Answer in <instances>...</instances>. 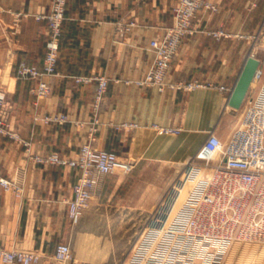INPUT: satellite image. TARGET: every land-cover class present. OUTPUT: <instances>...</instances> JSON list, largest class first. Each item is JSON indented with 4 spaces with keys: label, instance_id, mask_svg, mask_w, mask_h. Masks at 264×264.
<instances>
[{
    "label": "crops",
    "instance_id": "obj_1",
    "mask_svg": "<svg viewBox=\"0 0 264 264\" xmlns=\"http://www.w3.org/2000/svg\"><path fill=\"white\" fill-rule=\"evenodd\" d=\"M53 1L0 0V89L7 92L0 116L31 144L32 153L76 158L81 147L92 142L134 161L135 167L129 174L101 175L75 223L68 202L79 169L31 161L25 143L0 134V176H19L25 183L21 197L0 185V245L39 252L36 264H125L136 234L124 242V231L141 227L145 207L158 192L150 164L183 159L191 151V134L215 129L217 119L230 108L229 99L250 55L264 70V56L255 54L250 38L264 30V0H208L217 10L198 11L194 31L185 36L168 74L171 82L199 81L204 86L164 92L124 81L140 79L150 69L155 58L150 42L162 38L173 24L177 0H68L59 74L23 77L21 63L44 70L50 29L40 16L50 13ZM120 17L137 21L122 42L114 38ZM217 29L227 30L229 36L217 39L208 33ZM96 74H105L109 82L93 129L97 81L77 83L74 76ZM42 80L50 82L52 90L38 98L35 89ZM52 114H66L68 121L45 123ZM123 122H137L139 127H119ZM153 123L181 127L185 136L179 143L166 139L150 127ZM142 161L147 163L142 166ZM62 243L72 251V258L64 262L56 258ZM262 249L234 243L229 254L240 261L253 250L263 255Z\"/></svg>",
    "mask_w": 264,
    "mask_h": 264
},
{
    "label": "built area",
    "instance_id": "obj_2",
    "mask_svg": "<svg viewBox=\"0 0 264 264\" xmlns=\"http://www.w3.org/2000/svg\"><path fill=\"white\" fill-rule=\"evenodd\" d=\"M68 0H54L50 13L40 16L49 22V39L44 70L33 69L22 63L19 74L23 77L58 75L57 64L60 57V41ZM206 7L217 10L208 0H177L174 21L162 38L150 42V50L155 58L146 74L135 80H125L126 84L152 86L158 91H195L204 85L199 81L168 80L169 68L174 56L189 33H193L198 11ZM137 25L134 18L120 17L115 21L114 38L122 42ZM217 39L229 36L225 29L208 31ZM264 34L261 30L258 35ZM257 33L250 38L255 39ZM77 83L97 81L94 104L93 129L100 121V110L108 88L109 78L105 74L90 76L76 75ZM254 81L260 83L255 96L246 106L240 125L223 140L211 132L198 151L186 162L182 180H196L203 169L211 173L200 178L189 191L184 203L174 211L172 202L163 201L152 213L147 233L140 239L128 264H223L234 243L264 244V71L258 67ZM222 89L226 87L222 86ZM52 85L42 80L35 89L38 98L50 94ZM7 103V92L0 89V107ZM47 124L68 121L66 114L46 116ZM79 125L83 122L77 121ZM119 127L132 129L137 122H123ZM159 133L178 135L182 128L158 123L150 125ZM0 134L10 136L27 145L28 159L38 163L58 164L79 169L73 185V197L69 200V216L78 223L100 183L101 175L107 173L129 174L135 162L125 159L115 152L95 147L92 142L84 144L76 158L62 156L59 152L46 155L32 153L31 144L13 131L7 119L0 116ZM0 185L23 196L25 183L22 177L0 176ZM176 189V188H175ZM56 258L67 261L72 258L70 245H59ZM0 260L5 264H36L41 260L37 251L9 250L0 245Z\"/></svg>",
    "mask_w": 264,
    "mask_h": 264
},
{
    "label": "rangeland",
    "instance_id": "obj_3",
    "mask_svg": "<svg viewBox=\"0 0 264 264\" xmlns=\"http://www.w3.org/2000/svg\"><path fill=\"white\" fill-rule=\"evenodd\" d=\"M258 33L255 39L253 38L251 39L253 44L255 45V49H253V51L257 52L255 54H258L259 56H264V34L258 35ZM259 86L260 83L258 81L252 83L245 97V100L240 108H233L230 106L228 110H224L222 116L217 119L215 129H213L208 133L191 134L188 142L190 144L191 151L183 159L175 158L171 162H167V160L165 159L164 160L160 159L154 164H150L152 165L151 172L156 177V179H158V182H152L153 185L157 184L159 186L157 187L158 192L155 193V197L152 198L149 204L146 205L145 207V213L141 217L142 218L141 227H139L137 230L134 229V230L124 231V238H123L124 242H126L128 238L130 239L129 236H131V234L134 233L136 234V237L133 240V246L129 250V254H130L129 259L125 264H128L136 247L139 245L140 239H143V237L147 233L148 226L152 219V215H153L152 213H155V211L162 204V202L163 201L166 202L169 201V199H171L170 201H173L172 206H174V211H176L184 203L189 191L194 187L197 181L200 178H202L204 175L211 173V170L209 171L207 169H203L196 180H189L187 182L185 180H182V176L184 174V171L186 170V162L188 158L195 154L194 152L196 151V149L200 145H202V143L205 141V139L208 137V135L211 132H215L216 134L221 136L223 140H226L229 138L231 133L240 125L247 103L251 98L255 96ZM193 119L195 120V118ZM217 130H219L220 132H217ZM157 135L164 136L166 137V139L174 140L178 143L182 141L183 137L185 136L184 133L182 134L180 133L178 135L158 133ZM181 146H183V144H181ZM145 162L147 163V161H142L141 165L142 166L145 165ZM113 232L115 231H112V233ZM237 245L254 247L255 249L261 247V249L263 248L262 250H264V244L236 243V246ZM254 251L255 250L251 251V253L249 254L248 253L245 254L243 256V259L240 261H233L231 258V254H229L230 252L229 249L223 264H264V254L263 255L257 254Z\"/></svg>",
    "mask_w": 264,
    "mask_h": 264
},
{
    "label": "water",
    "instance_id": "obj_4",
    "mask_svg": "<svg viewBox=\"0 0 264 264\" xmlns=\"http://www.w3.org/2000/svg\"><path fill=\"white\" fill-rule=\"evenodd\" d=\"M260 65V60L251 55L241 72L239 80L229 99V105L233 108H240L253 82L255 72Z\"/></svg>",
    "mask_w": 264,
    "mask_h": 264
},
{
    "label": "bare ground",
    "instance_id": "obj_5",
    "mask_svg": "<svg viewBox=\"0 0 264 264\" xmlns=\"http://www.w3.org/2000/svg\"><path fill=\"white\" fill-rule=\"evenodd\" d=\"M253 81H254V79H253ZM253 83V82H252ZM252 85V84H251Z\"/></svg>",
    "mask_w": 264,
    "mask_h": 264
}]
</instances>
